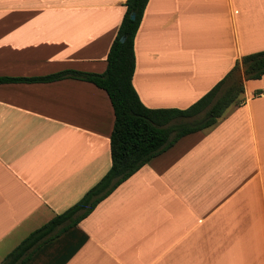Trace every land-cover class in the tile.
I'll return each instance as SVG.
<instances>
[{
	"label": "crops",
	"instance_id": "0c3cea01",
	"mask_svg": "<svg viewBox=\"0 0 264 264\" xmlns=\"http://www.w3.org/2000/svg\"><path fill=\"white\" fill-rule=\"evenodd\" d=\"M125 0H0V76L103 72ZM264 49V0H148L132 84L185 108ZM244 102L181 137L25 264H264V74ZM113 107L63 78L0 83V262L108 170Z\"/></svg>",
	"mask_w": 264,
	"mask_h": 264
},
{
	"label": "trees",
	"instance_id": "16d2710c",
	"mask_svg": "<svg viewBox=\"0 0 264 264\" xmlns=\"http://www.w3.org/2000/svg\"><path fill=\"white\" fill-rule=\"evenodd\" d=\"M147 2L125 0V10L109 46L103 72L67 68L43 76H0V83L50 82L63 78L88 81L106 91L114 112L109 138L111 164L106 173L76 202L32 230L0 264H25L40 246L76 226L150 159L172 147L181 137L213 125L230 105L243 103L244 81L264 74V49H261L236 59L220 80L185 108L144 105L132 84V76L134 38Z\"/></svg>",
	"mask_w": 264,
	"mask_h": 264
},
{
	"label": "water",
	"instance_id": "95a60500",
	"mask_svg": "<svg viewBox=\"0 0 264 264\" xmlns=\"http://www.w3.org/2000/svg\"><path fill=\"white\" fill-rule=\"evenodd\" d=\"M130 16H131V18H134V13H131V15H130ZM121 39H123V38H121Z\"/></svg>",
	"mask_w": 264,
	"mask_h": 264
}]
</instances>
